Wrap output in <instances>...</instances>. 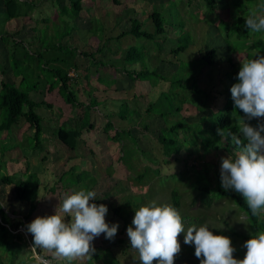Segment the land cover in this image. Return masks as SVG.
I'll return each instance as SVG.
<instances>
[{"label":"rangeland","instance_id":"rangeland-1","mask_svg":"<svg viewBox=\"0 0 264 264\" xmlns=\"http://www.w3.org/2000/svg\"><path fill=\"white\" fill-rule=\"evenodd\" d=\"M24 1L37 4V8H45L42 9L41 19L48 16L46 20L38 23L32 17L25 23L20 18L1 24L0 28L11 33L18 32L14 35V39L22 43L17 46L19 54L27 52L30 55L41 45V49L44 50L43 55L47 57L42 60L58 59L47 65L51 69L62 70L65 68L64 63L71 59L78 70V73L75 71V78H78V81L77 86H72L69 91H73L78 96L77 103L85 105L78 111V107H71L64 102L66 91L59 90V86H54L50 91L48 85L54 83L55 78H48L46 72L37 79V74L34 73V76H30L29 80L21 85V90L26 91L35 85L37 91L30 92L29 98L36 102L44 100L51 104V108L41 106L35 110L36 114L43 119L42 124L47 137L55 138L51 130L47 131L49 128L56 129L60 125L75 127L82 129L81 142L85 145L78 142L77 149L72 151L63 144H58L54 155H48L49 152H46V149L52 150V145L57 141L51 142L53 140L46 139L41 141L44 151L41 147L34 148V131L32 128L28 129L24 121L20 120L17 128L0 133V180L4 175H14L17 181H27L30 176L20 173L21 170L27 169L26 166L29 172L36 173L32 177L39 182V199L42 197L44 200L40 201L39 207L37 204L39 210L34 219L37 216L54 214L56 205L66 192L80 189L96 192V200L92 202L97 205H107L106 222L110 225L118 223L119 228L114 240L105 239V235L101 234L93 241L96 251L91 259H77L74 264H119L118 262L140 264L139 253L131 248L126 230L124 234H121V219L127 218V224L130 226L135 210L152 200L159 204L173 206L170 196V190L173 189L185 194L181 197L180 209H178L185 227L193 224L199 227L207 223L215 235H224L231 239L232 246L236 249L235 258L242 259L246 248L243 247L245 240L240 236L250 233V225L237 206L229 198H215L218 200H215L210 207H202L198 201L194 202V205L188 199L189 190L180 175L177 180L166 178L167 175L182 170L175 164L163 163L167 158L162 156L157 141L158 135L162 133L161 130L165 129L159 114H163L165 120V114L170 105L165 98L169 86L166 84L162 86L160 83L159 88L154 87L159 82L158 77L150 78L140 74L144 70L155 71L164 77L165 82L185 77L188 79L196 75L198 86L205 90L206 103L212 110L220 108L223 103L226 104L230 87L227 75L231 70L229 58L234 59L237 66H240L238 61L242 59V56L239 53L245 48L244 42L231 33L235 23L234 18L236 20L241 12L234 7L233 0H216L215 11H211L204 3L200 6L201 0H117L119 4L116 5L101 0L94 3L90 18L73 17L70 9L65 11L64 8H54L50 11L48 8H53L50 6V0L42 3L40 0H21V2ZM65 1L69 5V0ZM238 1H241L243 5L249 2L248 6L254 8L251 0ZM89 9L82 8V11L87 12ZM0 12H3L2 0H0ZM154 12L161 16L164 29L174 26L167 35H154L151 40H148L128 34L119 40L116 39L120 33L129 31L131 19H136L141 24L142 31L153 34L154 25L149 16ZM33 22L36 23L37 30L33 29ZM183 23V30L190 35L191 38L188 39L191 44L175 56L171 50L178 46L180 42L178 38L181 35V28L177 25H183ZM229 31L230 35L227 37L226 33ZM108 38L111 39L107 41ZM183 40L182 38L181 42ZM102 45H104L103 51L97 52V48ZM73 48L77 50V53L72 50ZM129 48L135 50V58L125 60L124 57ZM210 50H214L216 54L212 65L198 60ZM82 52H94L96 61L102 62L104 66L90 64L86 58L82 57ZM257 52L264 53L259 50ZM8 53L7 46L0 42V68L5 72L9 70ZM194 60L199 62L192 69H186L185 67ZM23 62L21 67L27 74L38 66L34 60ZM124 70L139 73L140 78L131 79L124 74ZM3 78L5 76L0 75V81ZM20 78H17L15 83L19 84ZM114 88L116 91H113ZM161 92L165 94L160 96ZM92 96L99 98V105L91 104ZM193 96L195 98L184 105L180 96L177 97V100L173 102L174 110L168 111L167 124L171 125L182 118L188 123H193L203 115H209L207 110L202 114L198 112L199 95L193 94ZM152 105L154 110L148 113L146 109ZM73 115H76L74 120ZM121 115H126V119H122ZM1 119L0 116V123ZM108 121L111 122V126L104 129ZM122 130H131V137L128 138L124 134L118 142L108 138L115 131ZM5 136L9 137L6 139ZM220 142L218 150L211 151L207 155L204 153L205 150H198L194 146L192 155L188 156L184 153L180 156V159L187 161L186 171L190 180L186 177L184 179L187 180L188 186L195 181L197 184L210 182L215 185L217 183L220 176L221 157L228 155L223 147L225 142L221 140ZM124 143L127 145L122 147ZM11 149L14 151L9 154L8 151ZM73 155H75L74 160L69 161ZM4 158L9 161L8 165L4 164ZM14 160H19L20 169L9 167ZM170 162H173V159ZM206 162L212 163L213 166H207ZM18 166L20 165L16 167ZM69 166H72L74 170L68 171ZM204 170H207V174L201 176ZM64 171H66L65 175H63ZM77 173H79L78 178ZM40 174L45 177V183L40 180ZM48 192L50 193L47 196ZM0 201L6 212H11L13 208L17 209L19 202L13 194L12 187L2 182H0ZM1 210L3 215L7 214L2 208ZM22 213L24 212L20 214ZM202 215L203 218L198 219V216ZM25 224L29 223L25 222ZM29 234L25 237H29ZM30 236L33 240L32 235ZM24 239L22 237L19 242L20 249L15 250L14 264H37V250L31 249L30 241L26 243ZM119 239L125 240L124 243L118 244ZM178 241L181 252L175 260L178 258L181 263L176 260L174 264H200V260L195 256L194 244L184 243V233L178 236ZM41 254L45 255L43 252ZM95 255L101 260L96 261ZM64 263L60 262V264ZM153 264L156 262L154 261Z\"/></svg>","mask_w":264,"mask_h":264},{"label":"trees","instance_id":"trees-1","mask_svg":"<svg viewBox=\"0 0 264 264\" xmlns=\"http://www.w3.org/2000/svg\"><path fill=\"white\" fill-rule=\"evenodd\" d=\"M47 0H40V3L46 2ZM101 0H69V5L66 4L65 0H50V6L53 8H48L54 10V8H64L65 11L70 9L71 15L73 17L77 18H90V12L94 9V3ZM107 2H111L113 4H119L117 0H106ZM253 2L254 8H251L248 6L249 2L246 3V5H243V3H240L241 1L233 0L234 7L238 8L241 12L236 17V20L234 18V26L232 27L231 33L238 39L242 40L245 44V48L241 50L239 53L240 56H242V59L238 62H243L249 59L255 58V53L257 50L264 51V33H251L246 25H245V19L250 14L252 10L260 11L259 5L264 4V0H251ZM250 1V2H251ZM86 3V4H85ZM203 3L211 10H216V0H201L200 6L203 5ZM37 4H34L30 1H24L21 2V0H2V6H3V12H0V25L5 24L6 22H9L11 20L16 19H23V22L30 21L33 17L34 21H38V23L42 22V20H46L48 16H44L43 19H41V16H43L42 9L45 8H37ZM36 7V8H35ZM82 8H90L87 12H83ZM33 12H36L35 14ZM32 14L31 17L30 14ZM149 19L152 21L154 25V32L153 34H148L141 30V24L136 19H131L130 22V29L128 32H122L119 35L116 36V39H121L125 37L126 35L130 34L133 35L136 38H145L148 40L152 39V36L154 35H167L170 30L174 26H170L168 28L163 27V20L161 16L157 13H152L149 16ZM3 21V23H2ZM34 23L33 29L37 30L36 23ZM181 29V35L179 36V43L178 46H176L174 49L171 50V53L175 56L184 51L189 47L191 43H189V37L190 35L183 30V25H177ZM73 28V27H72ZM167 31V32H166ZM166 32V33H165ZM18 32L11 33L8 31H5L3 28H0V42H2L5 46H7L8 49V58H9V70L3 71L0 68V75L1 77H4L0 81V116L2 117L1 123H0V133L2 131H10L12 128H17L18 122L20 120L24 121V124L28 127V129H33V141H34V148H40L41 147V141H42V134L45 132V127L42 124L43 119L40 118L36 114V108L38 107H47L51 108V104H49L46 101H40L36 102L29 98V93L32 91H37L35 89V85H32L30 88H28L26 91L21 90V85L24 84L26 81L29 80L30 76H34V73L37 74L36 79L39 78V76L42 75V73L46 72V76L48 78L52 77L55 78L54 83L49 84V90L52 91L54 86H59V90L63 89L66 91V96L64 97V102L71 107H78V111L82 110L84 105H80L78 102V96L73 91H69V88L71 89L72 86H77V79L78 78H71L68 76V74L71 71H76L78 73V70H76L75 65L72 63V60L64 61L65 68L62 70L57 69H51L47 67V65L50 62H55L58 59H52L50 60H42L46 59L47 57L43 55L44 50L41 49V45L39 46L38 50L33 52L32 54L23 53L19 54L17 46L22 43L17 42L14 39V35H17ZM227 37L230 35V31L226 33ZM65 37V36H63ZM184 39L183 42H181V39ZM191 38V37H190ZM108 38L107 41H109ZM105 45V43H104ZM97 48V52L101 53L103 51V47ZM41 49V50H40ZM40 50V51H39ZM77 53V50L74 48L72 49ZM82 57L86 58L90 64L96 63V66H104V64L100 61H96L94 58V52L93 53H84L82 52ZM261 55H264L261 54ZM216 54L214 50H210L206 52L203 56H201L198 60L206 63L208 65L213 64V60L215 59ZM90 58L92 59L90 61ZM125 60L128 59H134L135 58V50L133 48H129L125 54ZM30 60H34L38 63V66L31 70L30 73H26L25 69L21 67V65ZM197 60H194L193 62H190V65L188 67H185L186 69H192L194 65L199 62ZM229 63L231 66V70L228 72L229 81H230V87H229V94L227 95L228 102L216 109L212 110L208 104L206 103V97L207 94L205 90L200 88L197 83V77H191L188 78L185 77L184 79H178L171 82H165L164 77L158 75L155 71H147L144 70L140 74L148 76L150 78L158 77V84H155L154 87L159 88L160 83L163 85L169 86L166 91V100L169 102V107L167 109V112L165 114V120L163 114H159L162 118L165 129L161 130V134L158 135L157 141L160 145L161 154L163 157L167 158L164 159L163 163L167 164H175L176 167L182 168L180 171H175L169 175L166 176L168 180H177V178L182 177L185 181V186L189 190L188 193V199L194 204V202L198 201L199 205L202 207H210L212 203L215 200V198H229L233 204H235L239 210L240 213H243L250 225V233L254 234L257 231H264V217H253L251 215L250 210L248 209L247 204L244 202L243 197L235 192L234 190L225 191L223 187L221 186V179L220 176H218V181L214 185L210 182L200 184L195 181L192 184L187 185V180H190V177L187 174L186 171V164L187 161L180 159V156L182 154L186 153L188 156L192 155V151L196 147L198 150H205V155H207L211 151L218 150L219 146L221 145V141L225 142L224 148L226 149V152L230 156H234V153L236 151L235 145L233 144L231 140V134H238V125L242 121L239 120V115L243 116V112L234 109V101L232 99L231 94V87L233 84L238 82L237 76L238 72L240 70V66H237V62L234 59L229 58ZM99 64V65H98ZM179 70V69H178ZM124 74L127 75V77L131 79H139L140 74L133 72V71H127L124 70ZM97 76V73L95 74ZM94 75V76H95ZM20 78L19 84L15 83L17 78ZM37 86V82H35ZM95 89V88H94ZM93 89V91H94ZM116 88L113 89V91ZM98 90V89H95ZM197 93H196V92ZM186 92V93H185ZM180 93H182L180 95ZM165 92H161L160 96H163ZM193 94L199 95V104L197 105V110L199 113H205L206 110L209 113V115H203L198 119V121L193 123H188L187 120L184 118L180 119L178 122H175L171 125L167 124V117L169 115L168 111L170 109L174 110L173 102L177 100V97L180 96L183 104L187 103L190 99L195 98ZM202 98V100H200ZM161 100V97H160ZM91 104L98 105L100 103L99 98L97 96H92L90 98ZM103 103V100H101ZM80 107V108H79ZM93 107V106H92ZM149 106V109H146L148 113H150V110L153 109ZM127 109H129L127 107ZM133 112H136V110H133ZM141 114V112H139ZM76 114V113H75ZM139 114V115H140ZM127 115V114H126ZM126 115H121L120 117L122 119H126ZM156 115V116H159ZM129 116V115H128ZM136 116V113H135ZM73 120L76 118V115L72 116ZM110 118V117H109ZM264 120V118L262 119ZM251 125L255 126L258 121L257 119H253L249 122ZM86 124V123H85ZM88 126V125H87ZM111 126V122L108 121L105 125L104 129H108ZM147 129V127H146ZM222 129L223 130V137L217 134V130ZM52 131L53 135L59 140L60 143H62L65 147H67L70 150H75L77 146V141L80 139V135L82 134V129L75 128V127H66L64 125L58 126L56 129H48L47 131ZM124 134H126L128 138L131 137V130H122L115 131V133L112 136H108L109 139L112 141L118 142L120 141V137H122ZM6 137V136H5ZM9 137V136H7ZM7 139V138H6ZM127 143L122 144V147L126 146ZM195 146V147H194ZM171 159H173V162H170ZM164 164V165H165ZM207 166L211 167L213 166L212 163H205ZM181 165V166H180ZM180 166V167H179ZM28 168V166H27ZM207 169V168H206ZM68 171L74 170V168L70 167L67 169ZM214 170V169H212ZM66 171L63 175H65ZM207 174V170H204V173L201 174V176ZM180 175V177H178ZM79 173L76 174V177L78 178ZM186 177L187 180L184 179ZM139 178V176H137ZM200 180L204 181V179L200 178ZM5 185H13V194L14 196L21 202H28L30 204L28 214L25 216L24 221H28L31 219V216L33 212L37 209V204L39 202V182L35 179H33L32 176L29 177L27 181H20L15 180V178H7L2 177L0 180ZM185 194H181L176 189L170 190V196L172 199L173 206L178 210L180 209V200L181 197ZM190 197V198H189ZM42 199V198H41ZM192 199V200H191ZM195 205V204H194ZM196 207V206H195ZM119 211V209H118ZM115 214V210H114ZM0 215H1V223H0V264H14L15 263V250L16 248L20 249L19 242L22 240V236L19 234H12L5 225H8L11 229H16L18 227L17 222L14 220H11L7 214L3 215V212L1 210L0 206ZM198 219H202V216H198ZM127 218L122 221V227H121V234L124 232V230L127 229L129 226L127 224ZM183 220V218H182ZM186 220V219H185ZM253 231V232H252ZM250 233L248 234H242L240 237L247 241L251 238ZM124 234V233H123ZM125 240H117L118 244H123ZM110 251V250H109ZM111 252V251H110ZM38 256L42 255L39 250H37L36 253ZM234 255V254H233ZM95 260H101L99 256H94ZM177 257V256H176ZM235 257V255H234ZM178 261V258L176 259ZM174 260V262L176 261ZM181 260V259H179ZM181 263V261H178ZM121 264L120 262H118ZM196 264V263H194Z\"/></svg>","mask_w":264,"mask_h":264},{"label":"clouds","instance_id":"clouds-1","mask_svg":"<svg viewBox=\"0 0 264 264\" xmlns=\"http://www.w3.org/2000/svg\"><path fill=\"white\" fill-rule=\"evenodd\" d=\"M258 7L260 11L252 10L245 19L251 33H264V4ZM240 65L238 82L230 91L234 109L244 115H239L242 122L238 134H229L236 148L234 156L221 157V186L239 193L253 217H264V55L257 52L254 59L240 61ZM253 119L258 121L255 126L249 123ZM217 134L223 137V130L218 129ZM95 200V191L66 192L54 214L37 216L27 225L24 217L16 229L5 227L12 234H20L25 242L30 241L31 249L45 253L37 255V264H72L77 259H91L96 251L93 241L101 234L114 240L119 228L118 223L106 222L108 207L92 202ZM19 226L26 234L18 232ZM211 229L207 223L186 228L174 206L152 200L135 210L126 232L131 248L139 253L140 264H174L181 252V233L185 244H194L200 264H264V231L250 233L251 238L243 245L244 257L238 259L233 255L236 249L231 239L215 235ZM27 234L29 237H25Z\"/></svg>","mask_w":264,"mask_h":264},{"label":"crops","instance_id":"crops-1","mask_svg":"<svg viewBox=\"0 0 264 264\" xmlns=\"http://www.w3.org/2000/svg\"><path fill=\"white\" fill-rule=\"evenodd\" d=\"M97 73H98V71H97ZM95 88V87H94ZM99 105V104H98ZM96 108H97V106H96ZM12 135V134H11ZM10 135V136H11ZM6 138H7V136H6ZM44 139H46V140H53V141H51V142H54L55 140L57 141V142H54L55 144L54 145H52V147H53V149L52 150H50L49 151V149H46V152H49V154L48 155H54V152H55V150H56V145H58V144H62V143H60L59 142V140L55 137L54 139H50V137H47L46 136V132H45V134L43 133L42 134V141H44ZM83 139H82V137H80V139L77 141V145H78V142H81ZM81 144L84 146L85 144L84 143H82L81 142ZM41 149H42V151H44L43 150V145H41ZM68 149V148H67ZM77 149V146H76V148H75V150ZM14 151V149H11L10 151H8L9 152V154L10 153H12ZM72 151H74V150H72ZM7 153V152H6ZM47 155V156H48ZM49 157V156H48ZM71 157H73V158H71L69 161H71V160H74V158H75V155H73V156H71ZM10 160V159H9ZM17 161V162H16ZM9 161L8 160H6L5 158H4V164L5 165H8L9 163H8ZM7 163V164H6ZM17 165H20V166H18V167H16ZM9 167H13V168H17V169H20L21 168V164H20V162H19V160H14L13 161V163H12V165H9ZM27 167V166H26ZM72 167V166H71ZM69 168H70V166H69ZM68 168V169H69ZM73 168V167H72ZM67 171V170H66ZM65 172V171H64ZM64 172H63V174H64ZM20 173H25V174H28L29 176H34V175H36V173L34 172V173H31V172H29V168H25L24 170H21L20 171ZM49 175H51V173H49ZM3 177H7V178H14V175H12V176H9V175H4ZM40 180L42 181V183H45V177L43 176V175H41L40 174ZM11 187H12V185H10ZM54 187H55V184H54ZM12 190H13V187H12ZM44 193H45V190H44ZM49 193L50 192H48L47 193V196L49 195ZM45 197H46V195H45ZM42 198V197H41ZM39 199V202H38V207H39V203H41L40 201L41 200H44V198L43 199ZM17 199V198H16ZM20 203V204H19ZM0 206H1V208L5 211V209H4V207H3V204H2V202L0 201ZM29 207H30V204L28 203V202H18V204H17V209L16 208H13L12 209V211L11 212H6L7 213V216L11 219V220H14L15 222H17V223H20V221L19 220H21V219H23L27 214H28V211H29ZM38 207H37V209L33 212V214H32V216H31V219L30 220H28V221H25V222H28V223H30L33 219H34V216H35V214H38ZM11 208H12V206H11ZM21 212H24V213H22V214H20ZM17 218H19V220L17 219ZM33 218V219H32ZM70 219V218H69ZM31 235V234H30ZM35 264V263H34ZM64 264H66V262L64 263ZM72 264H74V261L72 262Z\"/></svg>","mask_w":264,"mask_h":264},{"label":"built area","instance_id":"built-area-1","mask_svg":"<svg viewBox=\"0 0 264 264\" xmlns=\"http://www.w3.org/2000/svg\"><path fill=\"white\" fill-rule=\"evenodd\" d=\"M68 76H70L71 78H75V77H76V73H75V71H71V72L68 74ZM16 232H17V231H16ZM18 232H21V233L26 234V233H25V230H24V228H23L22 226H19V230H18Z\"/></svg>","mask_w":264,"mask_h":264}]
</instances>
